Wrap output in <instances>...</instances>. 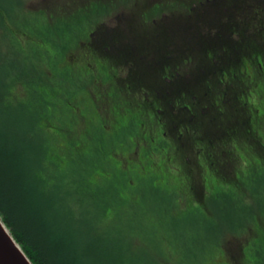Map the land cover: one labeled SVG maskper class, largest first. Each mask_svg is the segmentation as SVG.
<instances>
[{"label": "trees", "instance_id": "16d2710c", "mask_svg": "<svg viewBox=\"0 0 264 264\" xmlns=\"http://www.w3.org/2000/svg\"><path fill=\"white\" fill-rule=\"evenodd\" d=\"M6 1L7 4H4L0 0L1 221L32 264H164L165 262L156 261L160 252L151 251L152 241L140 238L138 239L140 241L135 243L137 238L134 235L135 227L131 217L136 208H143L146 211L154 209V204H144L141 199L139 200L142 192L154 190L167 195H176L177 192L154 186L153 177L149 176L144 178V181L152 187L134 188L133 195H136L138 200L133 203L129 195L121 191L126 186L124 183L132 177L131 174L136 172V164L130 161L138 160L142 164L149 165L154 163L152 160L156 158L167 159L169 162L181 159L187 144L183 138L191 137L190 144L199 163L196 162V166L189 164L187 167L192 168L190 171L201 168V171L205 172L204 176L200 175L202 181H206L209 175L216 176L210 173L211 168L216 167L219 172L224 168L227 170L236 158H239L244 168L229 174L234 179L242 177L249 167L258 165V161L245 162V155L240 153L244 151L247 155L251 151L264 150V103L253 102L259 95L260 86L264 84V13H253L257 9H247L245 29L233 34L236 38L233 47L237 48L227 53L231 57L230 64L210 66L201 64L197 67L204 71L199 76L198 83L200 80L213 78L217 80L215 92L212 95L208 94V96L216 94L217 98L211 103V108L218 111V114L226 112L224 115L234 121L229 118V122L226 123L230 125V130L223 132L224 138L217 135L201 136L208 141V146L214 149L216 156L212 159L213 163L206 164L200 160L202 155L206 157L208 154L204 155L196 142L198 137L196 138L197 133L195 134L194 127L197 122H194L193 114L197 113L199 108V97L193 95L192 89H187L188 91H185L182 97L170 98L171 103L180 108L179 112H160L159 110H163L161 101L152 94L154 90L152 88H155L153 86L157 82L147 81L137 75L138 78H135L137 82L126 79L135 74V71H131L130 63L123 61L118 63L121 65L119 72L115 70L117 67L115 63L112 64L113 66L100 67L101 71L95 65L92 67L93 70L89 67L86 69L84 74L88 80L93 81L91 84H99L95 89L104 90L100 96L95 95L96 90H93L92 94L97 107H101L102 113L112 118V125L118 122L115 134L110 137L116 138L122 144H119V150L116 151L125 161V163L119 162L125 165V168L121 170L112 164L105 169L103 162L100 166L96 163L92 165L95 156L81 153L79 150L81 142H68L58 151L52 145L55 133L62 134L68 140L69 123L75 122V114L81 112L83 107L85 108L82 104L69 101V97L66 96L70 90L68 84L70 86L74 84L70 77L71 67L80 59L75 57L64 61L62 69L57 68L56 65L62 56L64 58L67 55L66 39L69 37L75 42L83 36L88 20L78 19L72 26H63L69 33L66 37L57 38L53 48L47 45L35 46L34 43L35 49L32 52L18 53L16 47L18 41L15 40V43L14 37L8 36L7 27L9 25L19 27V21L26 22L28 17L19 13V10L22 11V0L21 2L20 0ZM44 35L49 34L46 32ZM33 41L37 43L35 38ZM23 51L26 50L23 49ZM216 54L221 55L218 50ZM67 58L69 59V56ZM10 60L14 62L15 67L7 66V61ZM19 62L22 66L21 74H19ZM249 66L251 71L247 68ZM110 74L113 79H110ZM224 74L228 77L226 83H229V86L225 87L220 84ZM145 81L148 86L144 83ZM81 82L76 92L80 89L79 92L84 91L83 86L86 82L82 80ZM124 83L127 86H124ZM135 84H138L139 88L134 87ZM17 86L21 88L19 96L15 95ZM110 88L119 90L120 97L121 89L128 90L137 101H144L153 108V117L147 120L146 128L138 123L141 116L135 114L129 116L128 113H124L120 105L111 102V98L105 93ZM87 89L89 88L85 90ZM250 91H253L250 95L251 100L246 98ZM228 93L232 95V100L227 110L221 113L218 107L226 103L225 97ZM71 104L73 105L70 106ZM69 113L72 114L69 116ZM185 114L189 115V120L183 119ZM7 115L10 116V120ZM64 116L65 120L62 119ZM104 119L105 117L94 122L89 121V129L94 128L95 132L104 133L103 128L105 129V125L108 124ZM51 120L57 121L56 130L51 129V123L49 124ZM170 123L173 124L171 128ZM167 130L171 131L174 137L169 136ZM120 148L126 149V153L125 151L120 153ZM98 153L104 158L105 153H102L99 148ZM255 154L253 157L250 154L249 157L255 160L257 157L262 161ZM61 156H64L67 161L63 168L57 162L62 159ZM87 158L93 168L99 167L98 170L101 172L111 171L117 178L116 183L105 180L103 187L91 183L85 174L88 170L84 165ZM171 165L174 164L170 163ZM171 169L174 170L173 167ZM106 191L108 195H105ZM258 195L261 201L264 198V191ZM162 205L160 207L155 204V207L161 215L165 213L171 220L181 222L189 217V214H170L176 207L172 200L170 204ZM126 206L130 211L133 210L129 212L125 209ZM127 211L130 216L125 218ZM197 215H199L197 221L201 220V224L184 230L181 236L182 244L190 246L193 243L201 244L203 239L206 241L204 243L213 246L212 241L221 237L198 234L197 230L207 231V227L203 224L200 214ZM14 221L19 223V226H16ZM169 226L171 224L167 227ZM179 230L180 227L172 231L171 235L179 236ZM194 256L196 254L191 256L192 262ZM174 264H178V260Z\"/></svg>", "mask_w": 264, "mask_h": 264}, {"label": "rangeland", "instance_id": "374dc122", "mask_svg": "<svg viewBox=\"0 0 264 264\" xmlns=\"http://www.w3.org/2000/svg\"><path fill=\"white\" fill-rule=\"evenodd\" d=\"M12 1L14 2L16 0ZM117 1L120 2L122 0ZM2 2L7 4L6 0H2ZM116 2H114V0H22V11L19 10V13L25 14L28 19L26 22L19 21V27L9 25V27H7V34L9 37H14V41H18L16 45L18 53L32 52L35 46L42 47L47 45L49 48H53V44L57 42V38L66 37L69 33L67 28L63 26H72L78 19L80 21L94 20L98 13L103 14L108 12V8ZM122 4H127V2H121L119 5ZM115 11L116 10L113 12ZM92 26H94V23L89 24L83 31V36L76 39L75 42L72 38L68 37L66 39L68 47L66 52L67 55L64 58L62 56L56 65L57 68L62 69L64 61L72 60L75 57L80 59L76 65L71 67L70 77L74 84L73 86L68 84L70 90L69 93H66V96L69 97V101L71 100L74 103L82 104L85 108L83 107L81 112L75 114V122L69 123L68 140L62 134L55 133V139L52 145L58 151L60 148L62 149L66 146L68 142H81V147L79 148L81 153L95 156L92 165L96 163V165L100 166L101 162H103L106 166L105 169H108L109 165L112 164L123 170L125 165L119 162L123 161L125 163V161L116 152L119 150V144H121V142L116 138L112 139L110 137V135L115 134L118 122H114L112 125V118L104 115L101 111V107H97L92 93L99 84H91L93 81L88 80L84 74L87 69L85 62L80 64V61H84V59H81L83 53L81 49L84 44L91 42L89 41L90 37H86V35L91 30ZM46 32H48L50 36H45L44 34ZM34 38L37 43L33 41ZM34 43L35 46H33ZM23 49L26 51H23ZM84 53H87L88 58L100 70V67L103 65L96 56L94 48H88ZM68 56L69 59L67 58ZM7 66L15 67L16 65L10 60L7 61ZM116 66L119 72L121 70V65L117 64ZM247 68L251 71L250 66ZM21 72L22 66L19 62V74H21ZM121 73L122 71L120 74ZM134 75L135 74H133V76ZM133 76L126 77V79L137 82L138 80L135 78L139 76ZM79 79L86 82L83 86L84 91L82 92H79L81 89L76 92V88L82 83ZM110 79H113L112 74H110ZM215 81L217 80L214 78L212 80H200L199 83L196 82L193 87H190L193 95L199 97V108L197 109V113L194 111L193 120L197 122L194 127L196 130L195 134L197 133L196 138L198 137L196 142L202 153H204V155L206 153L208 154L206 157L203 155L200 157V160H203L206 164H208V162L213 163L212 159L216 155L213 152L214 149L208 146V141L203 137H211L214 135L222 136L223 132L230 127L229 124H226L229 122L230 117L224 114L226 113L225 110H227L228 104L232 100V95L228 93L225 97L226 103L218 107L221 113H225L218 114V111L211 108V103L216 101L217 98L216 94L214 96H208V94L212 95L215 92L217 85ZM144 83L147 84V82ZM124 86L127 85L124 83ZM209 86L210 88H208ZM134 87L139 88L138 84H135ZM86 88L89 89L85 90ZM19 92H21V88L17 86L15 95L19 96ZM103 93V89L95 91V95L97 96ZM105 93L111 98V102L123 108L124 113H128L129 116L134 114L141 116L138 123L142 124L144 128L148 126L146 125L148 124L147 120L152 119L153 108L148 106L146 102L137 101L131 95L130 91L124 89H121V97L120 91L116 88H110ZM252 93L253 91H250L246 98L251 100L252 96L250 95H252ZM253 102L264 103V84L260 86L259 95L254 98ZM72 105L73 104L70 106ZM71 114L69 113V116ZM56 115L59 116L58 114ZM65 116L62 119L65 120ZM180 116L182 117L183 115ZM188 116L189 115L185 114V118L183 119L189 120L190 117ZM104 117V120L108 122V124L105 125V129L103 128L105 131L104 133L95 132L96 130L94 128L89 129V121L92 120L94 122ZM7 118L10 120L9 115H7ZM67 118L66 116V119ZM119 122L121 123L122 121ZM50 123L51 129L56 130V124L58 125L57 121L51 120L49 124ZM172 125L173 124L170 123V128ZM167 131L169 136L174 137L171 131ZM222 138H224V136H222ZM92 139L97 140L93 141ZM84 141L86 143H82ZM183 141L187 144L182 152V160L178 158V160L175 159L169 162L167 159L162 160L156 158L152 160L154 163L149 165L142 164L138 160L130 161V163L136 164V172L131 174L132 177L129 176L131 178L124 183L126 186L121 191L123 194L129 195L130 201L132 200L133 203L138 200L137 196L133 195L135 193L133 191L134 188L152 187L149 183L144 181V178L149 176L153 177L154 181H152V183H155L154 186L177 192L176 195H167L162 192L157 193L154 190L142 192L139 196V200L141 199L144 204H154V209H152V211H146L143 208H136L135 212L132 214L131 219L135 227L134 235L137 238L135 239V243L139 242L140 240L138 239L140 238L146 241H152V244H150L151 251L160 252L159 258L157 257L156 261L165 262L164 264H174L177 260L178 264H264V198L259 201L260 196L258 195L264 191V150L251 151L247 153V155L244 151H241L240 154L245 155V162L258 161V165L256 167H249L248 171L245 172L242 177L234 179L233 176L229 175L230 173H235V170H243L244 168L239 158H236L235 161L230 163L231 165L229 168L227 167V170L224 168L219 172L216 167L211 168L210 173L216 176L212 177L209 175L206 181H202L201 176H204L205 172H202L201 168H197L198 171H190L192 168L187 167L189 164H194L196 166V162L199 163L193 151V147L190 144L191 137L188 139L183 138ZM215 142H218V140H215ZM98 148L102 153H105L104 158L107 159L101 157L100 153H98ZM71 151H73V149H71ZM124 151L126 153L127 150L120 148V153ZM250 154L251 157H253L254 154L258 155L262 161L257 157L256 160L255 158H250ZM137 157L138 156H136V158ZM61 158L62 159H60V161L57 160V162L59 166L63 168L66 166L67 161L64 159V156H61ZM85 161L84 165L88 169L85 174L91 183L94 185H101L102 187L105 185V180L116 183L117 178L114 177L111 171L101 172L98 170L99 167L98 169L97 167H92L88 158L87 160L85 159ZM170 163L174 165L170 166ZM171 167H173L174 170H172ZM229 170L231 171L229 172ZM105 195H108L107 191ZM171 200L176 204V207L172 209V213L170 214H189L190 218L188 217L185 221L179 222L171 220L165 213L161 215L160 211L156 209L155 204L161 207L163 206L162 204H170ZM125 209L129 212L133 210L130 211L128 206H126ZM243 209L247 211L244 212ZM128 211L125 214V218L130 216ZM196 213L200 214V218H203V224L207 227V231L204 229L197 230L198 234L201 233V236L209 235L211 237H221L212 241L213 246L209 243H204L206 241L203 239H201V244L196 243V245H194L193 243L192 246L182 244L181 236L184 234V230L186 231L189 227L195 226L196 224H201V220L200 222L197 221L199 215ZM14 223L16 226H19V223L16 221H14ZM135 224H137V226ZM169 224H171V226L167 227ZM179 227V236H172V231L179 229ZM149 237L151 239H149ZM194 238L193 241H195ZM207 245L210 246V248H208ZM185 247L188 248L185 249ZM193 254H196V256H194L192 262L191 256ZM201 258H203L201 261L196 262V260Z\"/></svg>", "mask_w": 264, "mask_h": 264}, {"label": "flooded vegetation", "instance_id": "af4514ba", "mask_svg": "<svg viewBox=\"0 0 264 264\" xmlns=\"http://www.w3.org/2000/svg\"><path fill=\"white\" fill-rule=\"evenodd\" d=\"M108 9L86 22L94 26L80 64L93 70L84 53L92 47L103 66L130 63L135 75L157 82L152 94L161 101L159 111L179 112L170 98L182 97L198 82L201 64L231 63L233 34L245 29L247 9L264 13V0H122ZM227 79L224 74L220 84L229 86Z\"/></svg>", "mask_w": 264, "mask_h": 264}, {"label": "water", "instance_id": "95a60500", "mask_svg": "<svg viewBox=\"0 0 264 264\" xmlns=\"http://www.w3.org/2000/svg\"><path fill=\"white\" fill-rule=\"evenodd\" d=\"M0 264H32L0 219Z\"/></svg>", "mask_w": 264, "mask_h": 264}]
</instances>
